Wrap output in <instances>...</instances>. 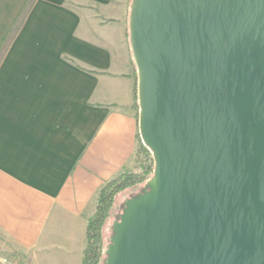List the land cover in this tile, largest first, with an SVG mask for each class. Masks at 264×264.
Instances as JSON below:
<instances>
[{"label":"water","instance_id":"water-1","mask_svg":"<svg viewBox=\"0 0 264 264\" xmlns=\"http://www.w3.org/2000/svg\"><path fill=\"white\" fill-rule=\"evenodd\" d=\"M156 161L105 264H264V0H133Z\"/></svg>","mask_w":264,"mask_h":264},{"label":"crops","instance_id":"crops-1","mask_svg":"<svg viewBox=\"0 0 264 264\" xmlns=\"http://www.w3.org/2000/svg\"><path fill=\"white\" fill-rule=\"evenodd\" d=\"M0 256L83 264L99 189L140 144L133 0H0Z\"/></svg>","mask_w":264,"mask_h":264},{"label":"trees","instance_id":"trees-1","mask_svg":"<svg viewBox=\"0 0 264 264\" xmlns=\"http://www.w3.org/2000/svg\"><path fill=\"white\" fill-rule=\"evenodd\" d=\"M31 4L32 2L27 5L13 27L5 47L1 51L0 60L20 30ZM152 154L153 152L143 143L140 137L138 155L141 156L142 172L132 173L122 170L99 189L95 201V211L87 221V246L84 250L83 264H105L107 260V249L103 237V227L112 214L118 195L130 188L147 186L150 174L153 175L156 166V161Z\"/></svg>","mask_w":264,"mask_h":264},{"label":"rangeland","instance_id":"rangeland-1","mask_svg":"<svg viewBox=\"0 0 264 264\" xmlns=\"http://www.w3.org/2000/svg\"><path fill=\"white\" fill-rule=\"evenodd\" d=\"M152 156H153V154H152ZM134 161L135 162H134L133 167H131L129 169H124V170L132 172V173L142 172L143 169H142V164H141L142 163L141 162V156L136 154V156L134 157ZM154 165H155V163H154ZM153 175H154V173H153ZM153 175L150 174V177H149L147 182H149L151 180ZM146 187L137 186L134 188H130L127 191L123 192L122 194L118 195L116 204H115L114 209L112 211V214L108 218L106 224L103 227V237H104L106 249H108L107 248V247H109L108 245L111 244V239L115 234L114 225L116 222L120 221V218H121V216L124 212V208L126 206V202L129 199H131V198H133L139 194H142Z\"/></svg>","mask_w":264,"mask_h":264},{"label":"built area","instance_id":"built-area-1","mask_svg":"<svg viewBox=\"0 0 264 264\" xmlns=\"http://www.w3.org/2000/svg\"><path fill=\"white\" fill-rule=\"evenodd\" d=\"M0 264H26L9 256H0Z\"/></svg>","mask_w":264,"mask_h":264}]
</instances>
